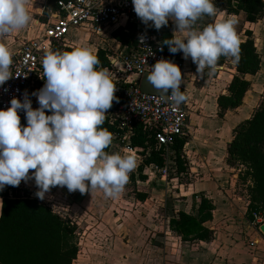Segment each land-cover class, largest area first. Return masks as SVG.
Segmentation results:
<instances>
[{"label": "clouds", "instance_id": "clouds-1", "mask_svg": "<svg viewBox=\"0 0 264 264\" xmlns=\"http://www.w3.org/2000/svg\"><path fill=\"white\" fill-rule=\"evenodd\" d=\"M28 3L29 0H0V37L30 23L33 17ZM131 3L145 25L151 22L159 30L169 20L174 22L176 30L162 44L168 46L170 53L180 51L184 59L190 57L197 74H203L205 69L208 75L214 74L221 56H230L233 62L238 60L234 17L194 27L203 16L216 15L213 0H131ZM51 14L56 15L54 11ZM143 39L139 37L141 42ZM12 55L0 43V85L14 76L10 71ZM99 64L98 57L86 46L44 51L41 60L44 83L32 93L38 107L31 106L25 93L22 100L13 97L7 108H0V190L32 179L37 187L34 195L41 200L53 186L80 193L99 189L108 197L122 191L136 161L132 154L104 150L112 142V133L101 125L106 110L118 98L109 69ZM146 80L158 96L169 102L179 105L186 99L180 90L181 70L168 59L157 60L147 71ZM18 110L24 112V125L20 123ZM45 110L51 114H45Z\"/></svg>", "mask_w": 264, "mask_h": 264}, {"label": "rangeland", "instance_id": "rangeland-1", "mask_svg": "<svg viewBox=\"0 0 264 264\" xmlns=\"http://www.w3.org/2000/svg\"><path fill=\"white\" fill-rule=\"evenodd\" d=\"M27 7L33 17L30 23L17 30L16 34L11 32L0 37V43L14 47L42 33L41 25H33V20H48L45 0H29ZM23 29L27 32L21 35ZM54 45L86 46L93 53L100 48H115V43L108 35L97 37L79 30L74 31L66 42ZM263 81L261 74L252 78L253 92L250 95H254L256 103L247 109L249 116L264 101ZM216 84L219 93H222L221 89L225 84ZM212 94L214 92L208 93L209 96ZM210 109V106L203 110L200 108L202 112H197L199 117L194 114L192 116L194 123L184 138L187 144L180 154L183 171H178L174 155L163 166L167 168L165 177L159 168L158 171L148 173L150 178L146 175V180H139L137 169L143 157L138 149L133 155L136 166L129 172L122 191L115 197L105 196L99 189L84 193L77 190L70 195L66 187L53 186L41 200L34 195L37 191L34 180H22L16 187L19 190L26 189L30 195L75 224L79 256L73 264H127L129 261L131 264H160L165 256L171 255L175 243L180 241L179 237L173 238L174 233L168 229L169 218L179 209L194 212V197L201 194L213 196L217 212H223L218 215L219 220L214 230L222 235L224 243L237 238V242L241 240L246 245L250 244L252 242L249 239L254 232L250 233L249 226L251 224L252 227V222L248 221L246 213L251 181L249 177L244 178L246 168L243 165L228 166L225 157L222 160L220 156L233 136L234 127L240 122H231L235 117L232 112L223 119L212 114L208 116L206 110ZM125 149L123 140L115 139L108 153L129 154ZM132 174L136 179L134 182L130 178ZM208 181H214V186L202 190L200 183ZM137 193L145 194V198L140 200ZM255 227L253 225V230ZM256 240V248H249L248 251H260L264 254V250H260L264 248V239Z\"/></svg>", "mask_w": 264, "mask_h": 264}, {"label": "trees", "instance_id": "trees-1", "mask_svg": "<svg viewBox=\"0 0 264 264\" xmlns=\"http://www.w3.org/2000/svg\"><path fill=\"white\" fill-rule=\"evenodd\" d=\"M57 1L47 0L45 10L47 15L57 10ZM232 2L235 4L233 5ZM216 5L228 13L242 12L244 20L249 22L262 18L264 14L263 0H218ZM246 35L247 39L239 43L238 60L235 61L237 74L230 79L226 94H219L217 97L218 117H223L226 110L234 109L242 103L250 84L244 75H253L260 69L261 59L256 51L254 40L250 38L249 31H246ZM111 36L124 44L134 42L133 33H125L121 29H115ZM165 38H171V35H165ZM164 47L170 61L176 63L177 52L170 53L168 46L164 45ZM72 48L54 45L53 50L66 51ZM93 54L100 61L99 67L105 68L110 65L105 49H97ZM223 62L224 56H221L217 63L221 65ZM43 83L42 78L40 88ZM180 90L184 91L181 87ZM114 106L112 102L111 107L106 110L105 121L101 125L112 133L111 144L114 138L120 136L119 129L109 122L108 111ZM45 114L51 113L45 110ZM154 132V129L148 130L138 123L133 126V132L129 138L130 146L139 149L143 157L137 169L141 180L146 178L142 173L145 165L156 164L159 167L165 165L163 154L155 146ZM184 143L185 139L178 138L173 145L178 171L184 170L180 160ZM111 144L104 149L107 153ZM225 163L228 166L240 164L246 168L244 178L249 177L251 181L248 187L250 199L246 217L251 221V211L258 207L264 208V101L248 118L234 127L233 136L226 145ZM130 178L133 182L135 181L133 174ZM137 194L140 200L145 198V194ZM0 197L3 201V207L0 209L2 213L0 215V264L73 263L78 255L79 247L76 226L72 221L61 217L49 206L30 196L26 189L19 190L15 186L6 185L3 190H0ZM213 210L212 201L201 194L196 214L176 211L175 215L169 218V226L181 240L210 241L213 231L204 223L212 219Z\"/></svg>", "mask_w": 264, "mask_h": 264}, {"label": "built area", "instance_id": "built-area-1", "mask_svg": "<svg viewBox=\"0 0 264 264\" xmlns=\"http://www.w3.org/2000/svg\"><path fill=\"white\" fill-rule=\"evenodd\" d=\"M55 13L42 33L26 41L12 56L10 71L14 76L0 85V108H7L13 97L22 100L25 93L31 100V106L38 107L32 93L40 89L44 51L53 50L56 43L66 42L74 30L89 32L97 37L108 35L115 43L114 49H105L110 61L105 68L112 75L116 85L114 95L118 98L113 101L115 106L108 111L109 122L120 131V136L114 139L123 140L124 148L135 152L138 149L129 144L133 126L139 123L148 130L154 129L155 146L166 163L175 155V140L184 139L189 132L191 122L188 111L184 101L177 105L158 94L143 92L139 80L157 60H170L162 41L165 35L173 34L171 20L159 30L152 27L151 22L145 25L133 11L131 0H58ZM115 29L132 32L134 42L124 44L112 37ZM140 36L144 37L142 42ZM176 65L179 67L178 63ZM17 73L20 75L17 76ZM18 115L20 123L26 122L23 110H18ZM159 168L165 177L167 168L156 164L145 165L143 173L150 178L148 173ZM251 216L252 225L262 233L258 226L264 224V208L252 210Z\"/></svg>", "mask_w": 264, "mask_h": 264}, {"label": "crops", "instance_id": "crops-1", "mask_svg": "<svg viewBox=\"0 0 264 264\" xmlns=\"http://www.w3.org/2000/svg\"><path fill=\"white\" fill-rule=\"evenodd\" d=\"M216 1L218 0H213V3L217 9L216 15L214 17H209L207 15L203 16L196 22L194 27L200 28L208 23H214L216 20H220L222 18L234 17L237 21L235 24V30H236V33L239 39V43L247 39L248 36L246 35V31L250 32V38L254 40L256 51L259 54V57L261 59L260 69L253 75L252 74L244 75V78L247 79L250 82V84H249V89L246 92L242 103L234 109L226 110L223 117H218L217 115L218 107H217V102H216L217 97L219 94H226L227 92L226 89H227L230 79L232 78L233 75L237 74L235 64H233V58L230 56L229 57L224 56V62L221 65H218L217 71L212 75H208L207 69H205L203 74H197L196 65L191 61V58L189 57L188 59H184L182 56V53L180 51H177L178 61L176 62V64L177 63L179 64V68L181 70V75H182V80H183L180 87L185 92L186 99L184 100V103L188 111V117L190 119L191 125L192 123H194L193 122L194 118L192 119L193 114L198 116L199 114L197 112L199 111L200 113L202 112L200 108L203 110L204 107H208V106L211 107L210 110H206V113L208 116L212 114L218 117V119H223L230 112H232V114H234L235 116L234 118L231 119L232 123H234L235 120H237L238 122H241V120L243 121L244 119L248 118L246 116V115L249 116V114H247L248 113L247 109L250 107L252 108L256 103V100L253 97L254 95L252 96L250 95V93L253 92L252 78L257 77L259 74H261L262 78H264V14L262 18L254 22H249V21L244 20V14L242 12L234 14V13H228L226 12V10L219 9L216 5ZM45 3L47 5V0H45ZM232 4L234 5L235 3L232 2ZM263 11H264V7H263ZM51 13L49 14V18L46 22H42L40 20H33V25L35 24L36 26L41 25V29L43 31L45 24L48 23L50 18L53 16ZM171 24L173 26V32H174L176 30V26L172 20H171ZM74 31L76 32L77 30H74ZM12 32L16 34L18 31L13 30ZM26 32L23 29L21 31V35H24ZM73 32H72V35H73ZM170 35L172 36V34ZM12 41L14 40L12 39ZM23 44L24 43L22 44L18 43V45H15L14 47H11V46L9 47L7 46V47L9 51L12 52L14 55V53L18 51ZM216 83L225 84V85L223 84L224 88L221 89L222 93H219L218 91L219 88L216 87L218 84ZM215 91L217 93H215ZM210 92H214V95L212 94L209 96L208 93ZM186 144L187 142L185 140L184 145ZM129 154L135 155L130 152ZM220 156L222 157V160L226 156V146L222 151V155ZM138 179L141 180L139 177ZM213 183L214 181H208L205 183H200V186L202 190H205L207 188L208 189L212 188L214 186ZM215 184H218V183H215ZM206 192L209 193L208 190ZM203 195L207 197L208 199H210L214 205V210L212 211V219L204 223V225L214 230L215 225H217L218 220H219L218 215H220V213H223V212H219V213L217 212L218 208L216 206L213 196L208 197L206 194H203ZM30 196L33 197L32 194ZM196 197H194L195 198L194 205H193L194 212H192L193 214H196V208L199 202V197L198 198ZM0 200H1V197H0ZM179 210L189 213L186 209H179ZM174 215H172L171 217H173ZM168 226H169V222H168ZM252 227L250 224L249 226V228L251 229L250 233L254 232V234L252 233L253 234L252 237H250L249 239L251 240L252 243L246 245L244 244L245 242L242 243L241 240H238L239 242H237V238H235V240H230L231 242L229 243H224L225 240L222 238V235L218 234L216 230H214V236H213L214 238H212L210 241L181 240L180 236H178L177 233H175L169 226L168 229H170L171 232L174 233L175 237L173 236V238L179 237L180 241H177V243H175V246L173 247L171 251L172 252L171 255L168 257L165 256L164 259L160 262V264H264V254H262L260 251H257L256 253L255 252L252 253L251 250L248 251L249 248H252V249L256 248V245H255L256 239H264L263 237L264 233H259L257 231V227H255L254 230ZM258 229H259V226H258ZM165 234H168V233L165 232ZM258 246L261 248L260 245ZM260 250H264V248ZM78 256H79V252H78L77 257ZM127 264H131L130 261Z\"/></svg>", "mask_w": 264, "mask_h": 264}, {"label": "water", "instance_id": "water-1", "mask_svg": "<svg viewBox=\"0 0 264 264\" xmlns=\"http://www.w3.org/2000/svg\"><path fill=\"white\" fill-rule=\"evenodd\" d=\"M233 64H235V62H233ZM146 76H147V72L143 73L140 80H139V87L143 92L146 93H151V94H158L150 84H148L147 80H146ZM77 190L69 192L70 195H73L74 193H76ZM259 230L264 233V224L259 225Z\"/></svg>", "mask_w": 264, "mask_h": 264}, {"label": "bare ground", "instance_id": "bare-ground-1", "mask_svg": "<svg viewBox=\"0 0 264 264\" xmlns=\"http://www.w3.org/2000/svg\"><path fill=\"white\" fill-rule=\"evenodd\" d=\"M125 151H126V152H128V153L130 152V153H133V154H135V153H134V151H130V150H129V149H127V148L125 149Z\"/></svg>", "mask_w": 264, "mask_h": 264}]
</instances>
